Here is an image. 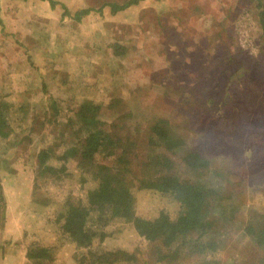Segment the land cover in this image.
I'll use <instances>...</instances> for the list:
<instances>
[{
  "label": "rangeland",
  "instance_id": "1",
  "mask_svg": "<svg viewBox=\"0 0 264 264\" xmlns=\"http://www.w3.org/2000/svg\"><path fill=\"white\" fill-rule=\"evenodd\" d=\"M131 1L55 0L51 7L0 0V112L8 134L0 136V264H29L26 254L36 246L51 251L50 264H77L83 254L61 235L57 216L71 191L85 199L95 187L93 167L80 169L70 158L58 179L40 176L36 163L40 151L51 149L57 155L51 164L63 165L57 157L73 139L64 121L77 129L83 102L100 106L99 128L130 144L124 180L134 189L141 172L133 157L174 158L148 147L154 118H165L185 147L205 152L211 165L197 181L218 189L213 173L222 171L232 194L215 203L216 211L233 215L216 264L264 260V250L251 249L240 235L245 212L264 203V38L256 2ZM111 3L125 6L111 13ZM174 162L175 174L193 181L182 161ZM132 209L143 219L177 210L147 190L134 191ZM105 232L93 250L135 253L134 264H177L155 262L132 224L113 219ZM186 258L180 263L201 264L196 254Z\"/></svg>",
  "mask_w": 264,
  "mask_h": 264
},
{
  "label": "trees",
  "instance_id": "2",
  "mask_svg": "<svg viewBox=\"0 0 264 264\" xmlns=\"http://www.w3.org/2000/svg\"><path fill=\"white\" fill-rule=\"evenodd\" d=\"M40 1L48 2L51 7L57 4L55 0ZM253 1L258 8L257 25L261 37L264 38V0ZM133 2L137 0L130 3ZM124 6L125 4L115 6L113 3L109 5L111 13ZM87 12L86 10L75 13L74 18L79 20ZM67 14L69 15L65 10L64 15ZM99 109V105L83 102L76 112L79 123L77 129H71L72 121H64L67 126L64 128L63 125V130L68 131L70 128V136L73 139L70 140L71 146L57 157V160L62 161L61 167L55 168L51 164L53 161L50 159L57 156L51 149L40 151L36 158L37 172L45 178L53 175L56 178L61 177L66 169L64 163L70 158L75 159L80 169L87 164L93 167L91 181L96 184L95 187L85 192V199L71 191L57 216L61 235L77 249L84 251L76 259V263H137L135 253L121 250L107 252L92 248L94 241L101 243L106 238L105 227L110 221L119 219L132 224L135 233L150 246L148 254L157 263L172 261L181 264L180 262L187 259L186 256L196 254L200 257L201 264H216L215 255L226 245V225L233 217L232 214L215 209V203L220 201L222 196L232 198V194L229 195L230 192L226 189L227 174L224 175L222 171L213 173L215 178H219L218 189L211 188V184H199L197 177L205 176V169L210 168L211 159L195 146L185 147L184 140L173 131L169 122L159 117L154 118L149 126L151 138L148 147L161 148L163 152L170 153L172 157L182 161L186 170L191 172L192 177L189 179L193 178V181L181 179L175 174L174 158L166 157L163 153L155 154L150 160L137 155L133 159L139 166L141 177L138 179V188L134 189L124 180L125 172L131 163V146L128 141L122 144L119 137L99 128ZM44 119L50 121L49 116ZM3 120L0 112V136L5 138L8 134L4 130ZM53 123L57 125L56 121ZM181 146L182 152L179 151ZM104 160L111 161V164L118 163L121 167L114 170L102 164ZM151 173L153 175H150ZM135 190L151 191L172 201L177 208L173 217L163 209L150 219L134 216L132 204ZM244 216L240 235L251 249L264 250V203L258 210H247ZM26 259L29 264H50L53 254L45 247L36 246L30 248ZM261 263H264V260L259 257L258 264Z\"/></svg>",
  "mask_w": 264,
  "mask_h": 264
}]
</instances>
